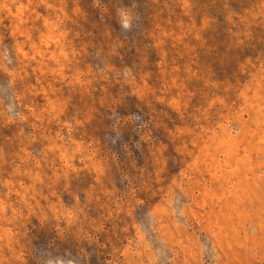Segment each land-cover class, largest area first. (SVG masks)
<instances>
[{
  "label": "rangeland",
  "instance_id": "1",
  "mask_svg": "<svg viewBox=\"0 0 264 264\" xmlns=\"http://www.w3.org/2000/svg\"><path fill=\"white\" fill-rule=\"evenodd\" d=\"M0 264H264V0H0Z\"/></svg>",
  "mask_w": 264,
  "mask_h": 264
}]
</instances>
